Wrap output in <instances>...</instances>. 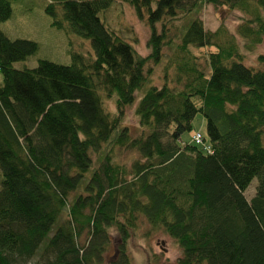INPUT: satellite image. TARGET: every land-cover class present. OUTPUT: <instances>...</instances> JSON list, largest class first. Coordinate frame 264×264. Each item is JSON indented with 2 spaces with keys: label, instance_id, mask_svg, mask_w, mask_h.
I'll use <instances>...</instances> for the list:
<instances>
[{
  "label": "trees",
  "instance_id": "obj_1",
  "mask_svg": "<svg viewBox=\"0 0 264 264\" xmlns=\"http://www.w3.org/2000/svg\"><path fill=\"white\" fill-rule=\"evenodd\" d=\"M114 1L47 0L54 27L91 43L93 55L71 51L70 65L15 69L37 43L0 31V264H26L39 249L45 264H97L111 229L110 264H128L142 224L179 245L178 264H264V54L247 65L237 41L246 50L262 41L264 0H206L241 13L231 35L197 17L173 24L200 0H119L150 29L144 56L101 19ZM10 13L0 0V22ZM172 46L161 85L143 91ZM192 47L206 48L203 62ZM140 90L132 134L120 124ZM198 112L210 152L182 138ZM123 151L129 165L117 160Z\"/></svg>",
  "mask_w": 264,
  "mask_h": 264
},
{
  "label": "rangeland",
  "instance_id": "obj_2",
  "mask_svg": "<svg viewBox=\"0 0 264 264\" xmlns=\"http://www.w3.org/2000/svg\"><path fill=\"white\" fill-rule=\"evenodd\" d=\"M11 13L10 17L0 22V31L9 39H28L37 43V50L24 60L13 63L15 69H31L36 67L39 60H48L60 65H70L71 51L75 53H82L84 55H93V49L89 40L74 34L66 33L63 29L54 27L50 22L52 19L45 11L47 0H9ZM101 19L105 21L106 25L118 34L122 39L133 46L134 50L144 56L148 53L146 46L149 37L150 29L144 21L137 18L133 8L124 1L115 0L101 13ZM197 17L201 19L206 30L214 31L218 27L223 26L227 35L235 33V29L240 23L241 13L238 10L230 9L226 6L214 7L206 2L200 0L191 15L186 18H180L173 22L179 29H183L187 25L190 18ZM238 45L241 52H243L244 62L247 65H255L258 54H264V36L262 41L250 49H245L240 38H237ZM178 43V38L175 37L174 44ZM163 48L164 58L160 63L153 68L147 85H161L162 73L164 72L167 59L174 60L177 54L174 47ZM190 51L199 56V62H203L202 57L206 52L204 49L190 48ZM174 65L167 69L172 72ZM149 84V85H148ZM142 90L136 92V99L134 104L126 108L123 118L121 119L122 126H127L132 134L138 133V120L134 114V108L142 95ZM114 98L105 99V105L110 111L114 112ZM192 122V129L199 132L206 143L209 141L206 133V120L204 116L198 112ZM184 140L192 142L190 132L185 133L182 137ZM103 149L105 145L102 146ZM132 153L120 152L116 153L117 160L121 163L129 165L132 158ZM96 163L93 164L94 167ZM256 179L254 178L248 188L243 194L249 200L256 186ZM65 217L64 213L59 218L61 222ZM112 236L106 251L102 253V257L97 260V264H110L112 261L118 260L119 253L117 252L118 235L114 229H111ZM90 237L83 233L80 237V243L88 245ZM90 243V242H89ZM128 264H178V258L181 256L179 245L169 238L168 235L161 231L151 230L148 225L142 224L135 230L134 234L128 240L127 251ZM46 255L39 249L37 253L26 264H45Z\"/></svg>",
  "mask_w": 264,
  "mask_h": 264
},
{
  "label": "built area",
  "instance_id": "obj_3",
  "mask_svg": "<svg viewBox=\"0 0 264 264\" xmlns=\"http://www.w3.org/2000/svg\"><path fill=\"white\" fill-rule=\"evenodd\" d=\"M190 137H191V141L196 144V145H200L204 151L206 152H210L211 149L209 146H207L206 144L202 143L203 140H202V136L199 132H196V131H192L190 132Z\"/></svg>",
  "mask_w": 264,
  "mask_h": 264
}]
</instances>
